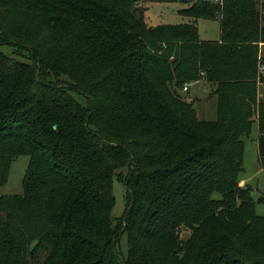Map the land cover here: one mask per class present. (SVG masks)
I'll return each instance as SVG.
<instances>
[{"label":"trees","instance_id":"1","mask_svg":"<svg viewBox=\"0 0 264 264\" xmlns=\"http://www.w3.org/2000/svg\"><path fill=\"white\" fill-rule=\"evenodd\" d=\"M144 12L0 0V187L29 158L22 193L0 195V264H264V216L237 184L254 123L264 169V0L196 1L178 25ZM200 18L219 40H200ZM200 80L215 120L182 95Z\"/></svg>","mask_w":264,"mask_h":264},{"label":"rangeland","instance_id":"2","mask_svg":"<svg viewBox=\"0 0 264 264\" xmlns=\"http://www.w3.org/2000/svg\"><path fill=\"white\" fill-rule=\"evenodd\" d=\"M136 2L144 3L146 8V21L150 26L159 25H178L184 24L189 21L188 18L179 14V11L185 9L190 3L196 1L208 0H133ZM259 3L262 0H257ZM144 9L142 6H140ZM196 27L198 28L199 38L205 41H217L220 38V26L217 20L197 19ZM2 51L10 53V49L3 47ZM78 101L84 103L80 96H75ZM264 99V95L261 96ZM212 111L215 110V100H209L206 104ZM196 107H200L195 103ZM199 118L201 114L198 113ZM205 117V120H210ZM212 118V117H211ZM214 118V117H213ZM213 120V119H211ZM257 137L258 129L257 124L254 123L251 127L250 134L243 137L244 151L241 164V172L237 177V184L240 188L252 189V198L255 202V211L259 216H264V169L259 163L257 153ZM29 158L27 156H19L15 158L10 166L7 183L0 187V195H20L22 193V179L28 165ZM124 188L123 186L114 181L113 195L115 198V205L112 210V216L117 217L121 215L124 209ZM189 231L186 229L181 230L182 239H187ZM121 250L123 253L126 251L125 237L121 240Z\"/></svg>","mask_w":264,"mask_h":264},{"label":"crops","instance_id":"3","mask_svg":"<svg viewBox=\"0 0 264 264\" xmlns=\"http://www.w3.org/2000/svg\"><path fill=\"white\" fill-rule=\"evenodd\" d=\"M136 3H138L140 6H142L145 9V12H144V15H145L146 8H145L144 3H140V2H136ZM193 3H190L189 6H191ZM188 7H186V8H188ZM182 10H180V11H182ZM180 11H179V14H180ZM200 40H203V39H200ZM203 41H205V40H203ZM262 50H264V46H262ZM260 74L262 76V81H261L262 84L258 85V98H261V96L264 95V71L261 72ZM212 91H213V88L208 83H205V81L200 80L198 82L192 83L188 89V92L186 94H182L183 96L186 97L187 100L193 102L194 107L196 109L197 116H198V113H200L201 117H202L200 119H202V120L206 119L205 117H207V114L209 115L208 117H210V118H208V119H210L209 121H212L211 119L215 120V118H216V97L212 94ZM212 99L215 100V110L214 111H212L210 109V107H208L206 105L207 102H209V100H212ZM195 103H197V105H200V107L199 108L196 107ZM198 118H199V116H198ZM206 121H208V120H206Z\"/></svg>","mask_w":264,"mask_h":264},{"label":"built area","instance_id":"4","mask_svg":"<svg viewBox=\"0 0 264 264\" xmlns=\"http://www.w3.org/2000/svg\"><path fill=\"white\" fill-rule=\"evenodd\" d=\"M264 71V65H261L260 67H259V72L261 73V72H263ZM192 83H188V82H185V83H183V85H182V88H181V92L183 93V94H186L187 92H188V89H189V87H190V85H191ZM262 84V82H258V85H261ZM187 100V99H186ZM187 101H189V100H187Z\"/></svg>","mask_w":264,"mask_h":264},{"label":"water","instance_id":"5","mask_svg":"<svg viewBox=\"0 0 264 264\" xmlns=\"http://www.w3.org/2000/svg\"><path fill=\"white\" fill-rule=\"evenodd\" d=\"M258 201H261V199H259Z\"/></svg>","mask_w":264,"mask_h":264}]
</instances>
